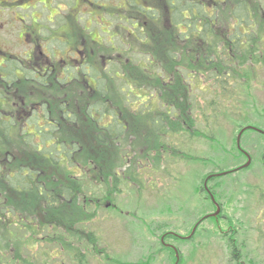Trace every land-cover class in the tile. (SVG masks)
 Listing matches in <instances>:
<instances>
[{
    "label": "rangeland",
    "instance_id": "rangeland-1",
    "mask_svg": "<svg viewBox=\"0 0 264 264\" xmlns=\"http://www.w3.org/2000/svg\"><path fill=\"white\" fill-rule=\"evenodd\" d=\"M58 1L37 3L35 7L28 8L27 12L33 14L26 18L27 24L30 20L35 23L37 16L40 17L39 27L33 30V40L30 42L18 38L17 24L12 19L13 11L2 8L0 48L8 58L15 59L23 68L36 69L44 60V56L36 51V43L41 41L39 36L66 39L62 37L64 32L61 28L62 13L66 9L59 11ZM134 1L152 7L158 17L146 22L140 19L136 23L139 14L135 12L136 7L130 5ZM208 1L217 13L219 11L221 24L224 25L228 9L236 0ZM245 1L255 15L263 16L261 23L264 24V0ZM71 2L68 0V5ZM93 2L106 4V7L97 8L90 22L91 16L84 13V9L89 8H82L81 4L77 20L82 28L86 27V32L93 29V65L103 70L102 74L110 76L106 84L110 96L108 104L123 118L125 132L115 141L105 143L96 140L98 128L84 114L92 92L77 79L60 85L55 77H52L53 83L47 79L42 83L35 80V76L27 80L19 73L15 82H5L4 86H0L7 98L4 111L11 110L15 115L28 112L31 105L37 106L42 102L54 110L62 104L70 117L61 119L62 115L59 114L61 134L66 139L77 141L80 147L77 160L80 163L71 168L45 164L16 135L2 145L0 159L11 156L16 164L38 167L40 177L50 184L84 183L83 191L79 186L70 205L64 206L63 200L59 201L56 210L49 216L44 213L40 197L11 191L0 177L1 264H82L78 259L80 255H83L84 264H110L107 263L109 254L124 257L121 259L127 264H174L176 261L177 264H264V165L260 156L264 149V138H258L248 130L244 132L242 141L248 144L243 148L252 154L251 169L238 172L216 185L210 184L216 186L219 193V214L201 221L194 236L189 239H165V242L178 247V255L172 250L159 248L163 230L187 235L201 216L215 210L206 194L197 190L204 175L211 170L216 171L204 159L211 158L220 165L231 163L229 157L234 154L233 140L239 126L261 124L264 127V35L260 39L259 49L253 53V62L250 64L249 58L242 59L239 66H235L237 78L229 79L231 83L228 85L235 92L222 102L210 93L215 91L220 94L222 77L225 75L216 79L211 73L192 76L183 69L190 70L189 59L192 57L182 53L186 42L171 34V7L166 0H129L127 13L130 17L127 22L120 19L125 13L114 5L123 7L122 0ZM205 8L208 9L207 0ZM69 25L76 27V21L70 18ZM143 42L150 43V46ZM77 45L81 47L80 43ZM176 45L178 63L173 67L171 83L162 89L161 85L167 83L168 77L157 57L163 52L160 49L155 51L153 46L156 49L169 46L176 51ZM82 47L89 54L86 43ZM32 49L34 56L27 58L25 53ZM142 50L148 52L143 53ZM47 53L53 60L52 53ZM60 53L57 49L56 56ZM202 56V52L198 53L195 62ZM3 65L7 66V63ZM104 66L108 69L115 67L114 74L113 69H103ZM244 71L248 73L245 75ZM195 80L198 81L194 83ZM178 81L184 86L191 85L190 111L194 128L202 132L222 128L224 134L218 135V138H223L225 147H213L211 140L198 136L201 134L192 136L190 128L186 130L183 121L177 120L174 110L168 111L169 107L163 105L158 92L176 97L172 87ZM241 82L246 83L250 90L237 96ZM149 95L153 100L151 109L145 108ZM219 96L224 100V96ZM222 103L231 105L234 110L229 112L233 114L230 115L231 120L225 118ZM218 105L220 111H217ZM55 112L57 115L58 112ZM162 113L169 117L162 128L154 133L149 125V115L161 116ZM211 113L217 118L209 119ZM243 114L248 116L245 121ZM173 127L183 129L174 131L171 129ZM160 144L168 148L158 147ZM193 155H197L198 160L193 159ZM156 164L160 165L159 168L155 167ZM101 173L102 177H99ZM80 204L93 216L79 221L83 217L78 210ZM55 212L58 214L52 217ZM228 230L234 232L227 235ZM229 237L232 239L229 240Z\"/></svg>",
    "mask_w": 264,
    "mask_h": 264
},
{
    "label": "trees",
    "instance_id": "trees-1",
    "mask_svg": "<svg viewBox=\"0 0 264 264\" xmlns=\"http://www.w3.org/2000/svg\"><path fill=\"white\" fill-rule=\"evenodd\" d=\"M220 1V0H219ZM166 3L170 10L171 27L175 28L176 31L172 28L171 34L173 37H177L179 40H183L186 42V48L183 49L182 53L192 57H188L190 61V70L183 68L186 72L190 73L192 76H205L207 73H211L215 76V79L219 76H224L221 86L220 94L224 96V100H221V96L216 94L215 91H211V95H213L218 101L225 102L227 97L235 92L234 88H229L228 85L230 80H235L237 78V70L235 66H239L242 59H250V64L253 62V53L256 52L260 47V39L264 35V24H262L263 16L260 14L255 15L252 9L249 7V3L245 0H236V2L228 9L227 21L224 25L221 24V15L215 11L214 6H210L211 2L207 0L208 9L205 8V0H166ZM131 6H135L140 12H143L149 17V20H154L158 16L151 15V11H147V9L141 5L136 4L134 1L130 3ZM210 6V7H209ZM212 8V9H210ZM145 18V17H144ZM256 25L257 30L254 28ZM168 33V31H167ZM170 34V30H169ZM170 34V35H171ZM51 41L54 44H59V39L57 37H50ZM147 43L148 47L150 43L143 42V44ZM155 51L160 49L163 52V55H158L157 52V61L160 63L161 67L164 69V73L168 77V81L166 84L161 85V88L164 89L169 86L171 83V76L173 73V67L178 63V46L176 45V51L169 46L155 48ZM140 49H138V52ZM142 52H148L143 51ZM202 52L203 56L199 58L198 62H195L197 58V54ZM194 58V59H193ZM239 59V60H238ZM6 62L7 66H4L3 63ZM13 58H6L0 62V81L2 85L3 83H10L13 80L17 79V71L18 68L23 69L21 65ZM88 63H90L88 61ZM12 64V65H11ZM82 63L81 69L72 71L73 77L77 79L80 83L84 82L92 92V96L90 100L85 105L84 114L94 122L98 128L96 134V140L99 142H107V141H115L120 136H123L125 132V122L123 118L119 116V114L108 104L109 89L107 88V81L110 76H106V74H102L103 70L98 69L93 64ZM185 66L184 63H180ZM249 64V65H250ZM245 67V66H244ZM113 69V74L115 72V67H109ZM103 69H108L107 66H104ZM108 69V70H110ZM16 70V71H15ZM34 69H31L27 72V69H23V76L34 77L33 74L30 75V72L33 73ZM69 69L63 70V73L57 74V72L47 71L45 74L47 78L39 77V82L45 83L44 79L52 82V77L58 81V84H64V80L68 75ZM190 71V72H189ZM102 72V73H101ZM117 72V69H116ZM245 72V75L246 71ZM109 73V72H107ZM55 75H58L55 76ZM107 78V79H106ZM106 79V80H105ZM198 80H195L196 83ZM11 84V83H10ZM49 84V83H48ZM190 84H186V86L181 85L180 81L174 87H172L173 92H175L176 97L167 96L161 92H158V96L160 100L165 104V107H169V110H174V115L176 114L177 120H182L186 127V130L190 128V132L192 136L198 135L200 137L205 138L206 140H211L212 146L222 147L224 145L223 138H218V135L224 134L223 129L219 128L215 131L211 129L207 132H202L194 128V119L191 115V102H190ZM212 86V85H211ZM2 89V88H1ZM0 89V148H3V144L7 141L11 140L14 135L18 136L20 142L26 146H28L32 151H34L37 156L44 160L45 164H49L52 167H60L61 165H65V167L71 168L74 165H78L80 162L77 160L79 155V145L76 140L66 139L61 134V119L69 118L66 114V109L63 106H57L55 110L49 107L45 102H42L38 106L31 107L28 112H24L22 116L14 117L10 116L8 111L3 108L4 101L2 90ZM208 89V88H206ZM205 89V90H206ZM250 87L247 86L246 83L241 82L238 85L237 96H241L243 94L248 93ZM203 91V90H202ZM132 92V90L130 91ZM168 94V92H167ZM219 96V98H218ZM151 95L148 96L146 100L147 106L145 108H153V100ZM225 112V118L231 120L230 111H234L231 109V105H227L222 103ZM219 105H218V110ZM59 114L62 115L61 119ZM209 119L214 120L217 118V115H212ZM58 116V117H57ZM150 116V117H149ZM148 119L150 121L151 131L154 133L156 130L158 131L163 123L167 121L169 117L165 113H162L161 116L149 115ZM241 116V115H239ZM244 118L243 121L247 119V114L242 115ZM73 119V118H71ZM96 120V123L95 121ZM170 122V120H168ZM246 123H250L247 122ZM173 125L175 122L173 121ZM245 124V123H243ZM263 127L261 124L259 125ZM242 125L239 126V130ZM96 128V129H97ZM264 128V127H263ZM174 131L182 130L183 128H171ZM254 132L256 137H263L264 134ZM244 134V133H243ZM240 140L241 150L237 147L236 138L233 140V149L234 154L232 157H229L231 163L225 164H216L214 160L211 158L204 159L207 163H211L212 168L215 167L216 171L211 170L207 174L204 175L202 179V184L198 186V192H203L206 194V198L209 200L210 204L213 206V202L205 190L204 182L208 175L221 172L224 170H229L231 168H235L236 166L244 163L245 160V152H248L243 147L247 146V142L242 141V137ZM249 137V136H248ZM32 138V139H31ZM160 143V142H159ZM163 143V142H162ZM215 145V146H214ZM158 145V147H160ZM181 146V145H180ZM179 146V147H180ZM165 149L167 146H161ZM178 147V148H179ZM183 147V146H182ZM173 148V147H171ZM173 150V149H171ZM2 151V149H0ZM178 151V150H177ZM179 152V151H178ZM188 152V151H187ZM177 153V152H176ZM249 153V152H248ZM252 155V154H250ZM260 156L263 158L264 149L260 152ZM161 157V155H160ZM193 159L198 160L197 155L192 156ZM43 164V165H45ZM156 164L155 167L159 168L160 165ZM252 161L247 167L241 168L235 172H228L227 174L212 176L209 177L206 181L207 188L218 202L219 193L216 190V186H212L213 184H217L220 181L225 179H230L234 174L238 172H246L251 169ZM154 170V168H152ZM38 167L33 168L28 164H16L12 157L5 156L0 159V177L5 181V185L11 191H16L20 194H31L32 196H38L43 202L44 205V213L50 216V213L56 210L57 204L59 201L63 200L64 206L70 205L72 203V196L76 193L79 186L80 189H84V183H76L74 185L72 182H57L56 184H50V182H46L43 178L40 177ZM264 173V168L263 171ZM107 175V174H106ZM200 176V175H199ZM102 177V173L99 175ZM102 180L108 182V180L101 178ZM111 182V181H110ZM213 183L212 185H210ZM196 190V187H195ZM219 203V202H218ZM220 205V204H219ZM79 212L83 214V217L80 218L79 221H83V219H87L86 216H93V213L90 214L87 211L83 204L79 205ZM13 212L12 209H10ZM3 212V211H2ZM89 213V214H86ZM58 213L55 212L52 217H56ZM12 215V214H11ZM216 217V216H215ZM209 217V218H215ZM168 229L163 230L160 237L164 235V239L171 238L174 240H182L174 234L168 233ZM227 235H230L234 232L228 230ZM194 236V235H193ZM90 237V236H89ZM96 239V237H95ZM232 238L229 237V240ZM94 241V239H93ZM96 241V240H95ZM98 241V240H97ZM159 248L161 250H172L173 253L175 251L173 249L165 246L161 240H159ZM99 244V242H98ZM158 248V251L160 250ZM176 251L179 253V249L176 246ZM109 254L110 259L107 263L110 264H127V262L123 261L124 257L119 258L117 255ZM79 261L84 264L83 255L79 256ZM148 261V260H145ZM4 263V262H3ZM1 264V260H0ZM133 264V263H128Z\"/></svg>",
    "mask_w": 264,
    "mask_h": 264
},
{
    "label": "flooded vegetation",
    "instance_id": "flooded-vegetation-1",
    "mask_svg": "<svg viewBox=\"0 0 264 264\" xmlns=\"http://www.w3.org/2000/svg\"><path fill=\"white\" fill-rule=\"evenodd\" d=\"M128 1L129 0H122L121 3L123 5V7H121V8H119L118 5L114 4L117 7V9H120L125 13V16L123 18H120L125 22H127L129 20V17H130V15L127 13L128 12L127 6L129 4ZM46 2L52 3L51 0H0V12H1L2 8L11 9L13 11V14H12L13 22H15L17 24L15 28L18 29V32H17L18 38L23 42L24 41L30 42L33 40V30H35L37 27H39L40 17H38L36 15L38 18L37 21L34 23L30 20V23L27 24L25 22L26 18L28 17V15L30 16V14L32 13L31 11L27 12V10L30 7L31 8L35 7L37 3L45 4ZM81 4H82V8L84 6L89 8V9H87V8L84 9V13H86L88 16H91L90 22L93 21V13H95L98 10L97 8H103L104 9V7H106V4H97V3L93 2V0H72V2L69 5H68V0H59L58 1V5H57L58 10L63 11L64 9H66L62 13L63 24L61 26V28L63 27V32H64V35H62V37H66V39L62 40L59 38L61 41H59V44L57 45V48H56L55 44L51 41L50 37L44 36V35L39 36V39L41 41L36 43V47H37L36 51H38V54L40 56H44V60H43V63L41 66L34 69L33 73L30 72V75L33 74L35 76V78H36V79L34 78L35 80H37V78L42 77V76H44L43 78H45V76H46L45 74L47 73V71H51V72L55 71V72H57V74H59V73H63V70L69 69L68 75H70V74L71 75L67 76L66 79L64 80V84H62V85H65L71 79H75V77H73V75H72L73 74L72 71L76 72L77 70H80L83 61H84V63H87V64H93V61H92V58H93V41H94L93 40V29L86 32V28L85 27L82 28L79 25L78 20H77V16H78L77 14H79L81 12V9H82V8L80 9ZM109 9H113V8H109ZM71 10L73 12H71ZM19 11L21 14L19 13ZM138 13H139V16L144 17L143 12H140L138 10ZM139 16L137 18V21H135L136 23L139 22V18H140ZM70 18H72L74 21H76V27L72 28L69 25V19ZM132 18H134V16ZM47 20H49V17H47ZM77 27H78V29H77ZM77 43H80L81 47L79 45H77ZM85 43H86V46L89 48V54L87 53V49L82 47V44H85ZM57 49L59 50V52H61L58 56H56ZM47 51L52 53L53 60L50 59V56L47 53ZM33 53H34V51L32 49V50H30V52H26L25 55L27 56V58H32L34 56ZM6 54L7 53L4 52V50H2L0 48V62L1 63L4 59L8 58V56H6ZM9 58H11V57H9ZM88 61L90 63H88ZM87 64H85V65H87ZM23 69H27V72L29 70H31L28 68H23ZM23 69L18 68L17 71H19L20 74L21 73L23 74ZM40 70H41V74L38 75ZM34 72L36 73V75L34 74ZM19 73L17 72V76ZM32 78L33 77H30V76L27 77L26 76L25 79L30 80ZM1 80H2V78H0V81ZM16 80L11 81L10 83L15 82ZM1 85H2V83L0 82V86ZM0 89H1V87H0ZM1 90H2V95H3V101H6L7 98L4 94V91H3V89H1ZM40 104L41 103H38L37 106ZM60 106H62V104ZM31 107H33V106L31 105ZM8 113L10 116H14L16 118L19 116H22V113L19 115H15V114H13V112L11 110L8 111ZM66 114H68L67 110H66ZM67 116L70 117L69 114ZM168 246L170 249H173V248H171V246H173L172 243H169Z\"/></svg>",
    "mask_w": 264,
    "mask_h": 264
},
{
    "label": "water",
    "instance_id": "water-1",
    "mask_svg": "<svg viewBox=\"0 0 264 264\" xmlns=\"http://www.w3.org/2000/svg\"><path fill=\"white\" fill-rule=\"evenodd\" d=\"M249 128H254V127H252V126H250V125L245 126V127H243V128L239 131V133L237 134V145H238V147H240V145H239V140H240L241 133H242L244 130L249 129ZM254 129H256V130H258V131H260V132H263V130H261V129H259V128H254ZM247 159H248V160H247L246 163H244V164H242L241 166H239V167H237V168H235V169H232V170L240 169V168H242V167L247 166L248 163H249V161H250V156H249V155H247ZM232 170H229V171H232ZM229 171H223V172H219V173H214V174H210V175L207 176V178H206V180H205V182H204V187H205V190H206V191L208 192V194L210 195L211 200H212V201L214 202V204L216 205V211L213 212V213H210V214L205 215V216H204L205 218H206L207 216H214V215H216V214L219 212V209H220V208H219V205H218L217 202L215 201L213 195L211 194V192H210L209 189L207 188V184H206L207 179H208L209 177H212V176H218V175L225 174V173H227V172H229ZM204 217H203V218H204ZM197 224H198V222H197V223L195 224V226L193 227V229H192V231H191V234H192L193 231L195 230Z\"/></svg>",
    "mask_w": 264,
    "mask_h": 264
}]
</instances>
